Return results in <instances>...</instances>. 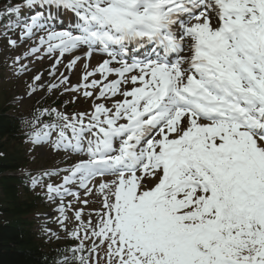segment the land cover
<instances>
[{"label": "snow or ice", "instance_id": "snow-or-ice-1", "mask_svg": "<svg viewBox=\"0 0 264 264\" xmlns=\"http://www.w3.org/2000/svg\"><path fill=\"white\" fill-rule=\"evenodd\" d=\"M63 10L72 30L53 23ZM6 13L13 47L44 33L15 58L21 72L41 52L51 76L84 60L79 83L60 73L47 90L91 110L43 109L29 134L76 154L31 177L65 173L43 185L77 242L62 264H264V0H22ZM97 50L107 58L90 66ZM89 197L100 207L86 214Z\"/></svg>", "mask_w": 264, "mask_h": 264}, {"label": "trees", "instance_id": "trees-1", "mask_svg": "<svg viewBox=\"0 0 264 264\" xmlns=\"http://www.w3.org/2000/svg\"><path fill=\"white\" fill-rule=\"evenodd\" d=\"M17 126V119L0 107V264H55L61 251L44 250V241L32 229L35 201L21 199L16 176L1 174L23 161L15 147H9L11 141L19 140Z\"/></svg>", "mask_w": 264, "mask_h": 264}, {"label": "rangeland", "instance_id": "rangeland-1", "mask_svg": "<svg viewBox=\"0 0 264 264\" xmlns=\"http://www.w3.org/2000/svg\"><path fill=\"white\" fill-rule=\"evenodd\" d=\"M0 13L8 14L5 11H1ZM2 19V15H0V20ZM4 30H6L4 27H0V79L4 82L3 78H9L12 84H16L14 83L16 80H18V78H16V74H12L10 72V74H8L7 72L4 71L3 69V65L5 63L8 62V58L12 59L13 61H16V57L19 56L16 52V49L10 45L7 42V39L5 38V36L3 35ZM18 34V33H17ZM8 37L10 38H14V35L12 32L8 33ZM22 56V54H21ZM37 57L33 56V60H35V64L34 67L32 69L29 70V76L26 82L27 85V89L25 90L24 88L22 89V91L20 92L19 90H17L16 86L13 85V90L16 91L17 94H26V93H30L31 89L29 88V85L33 83V77L37 74L43 73L42 76V80L40 82H36V84L34 85V87H36V91L35 92H31V96L33 97L35 95H39L37 97H33V98H23V97H19V104L25 107H29L30 105H33L35 103H38L39 100L41 99V94L43 93V89L39 86L40 84H45L47 82H52V83H58V80L56 79V76H59L60 73H64L65 75L69 76V79L71 81V84H77V82H79L80 80V76L83 73V65H84V60H81L77 63L76 67L71 69L70 71L65 70V65L66 62H63L61 65L58 66V71L56 72V76H51L48 73L51 70L52 67V63H53V59H49L48 56H44V58L40 61L36 60ZM97 62H94V59L92 58L90 61V66H95ZM48 76H50L51 78L48 79ZM0 80V86L4 85L3 82ZM7 85V84H6ZM25 90V91H24ZM52 99L55 100L60 96H64L65 100L67 101H72L73 96L77 95L76 93H70V92H64L63 91V86L58 87L57 89H53L52 90ZM0 97H1V92H0ZM17 103H18V99H17ZM78 104H75L76 106L73 108L76 111H83V110H91V101L90 100H86L84 99L82 96L79 98L78 102H76ZM72 109V110H73ZM54 143V141H53ZM36 152L38 153L39 158L43 156V158H40L41 160L37 161V163L32 164L33 166H45V168L49 167H53V168H57L59 165V161L60 160H65L66 158H69L72 156L71 155H62L60 156V153L58 150L53 149L52 147L50 149H37ZM73 156L76 157V154H73ZM75 162V161H74ZM71 164V163H70ZM69 165H67L68 167ZM63 172H61L62 174ZM48 213V212H47ZM35 216V214H34ZM36 217V216H35ZM57 218V217H56ZM40 219V217L38 218ZM42 220H47L46 218H43ZM58 221V219H57ZM59 224H52L50 225L48 228L49 229H54V228H58Z\"/></svg>", "mask_w": 264, "mask_h": 264}]
</instances>
